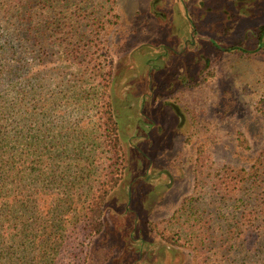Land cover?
<instances>
[{
  "label": "trees",
  "instance_id": "obj_1",
  "mask_svg": "<svg viewBox=\"0 0 264 264\" xmlns=\"http://www.w3.org/2000/svg\"><path fill=\"white\" fill-rule=\"evenodd\" d=\"M100 1L0 0V264H83L124 178L103 40L117 0ZM79 88L91 114L75 122L56 100ZM256 109L264 122V98ZM197 152L195 190L210 193L207 207L186 198L150 229L192 264H264V136L234 164L214 165L205 145Z\"/></svg>",
  "mask_w": 264,
  "mask_h": 264
},
{
  "label": "rangeland",
  "instance_id": "obj_2",
  "mask_svg": "<svg viewBox=\"0 0 264 264\" xmlns=\"http://www.w3.org/2000/svg\"><path fill=\"white\" fill-rule=\"evenodd\" d=\"M184 11L196 46L184 44ZM115 13L103 40L127 170L83 264H192L188 250L163 241L149 223L171 217L186 198H197V210L207 207L210 193L197 192L193 178L200 146L216 165L263 145L256 108L264 98V0H117ZM73 95H58L60 109L71 121L88 118L80 88Z\"/></svg>",
  "mask_w": 264,
  "mask_h": 264
},
{
  "label": "flooded vegetation",
  "instance_id": "obj_3",
  "mask_svg": "<svg viewBox=\"0 0 264 264\" xmlns=\"http://www.w3.org/2000/svg\"><path fill=\"white\" fill-rule=\"evenodd\" d=\"M179 1H183V0H179ZM183 17H184V22H186L187 26L189 27V35H190V38L187 39L186 41H184V44H187L188 46H196L194 44L196 42L197 35L194 32L193 23L191 21L192 19L189 17L187 11L186 12L184 11ZM174 21H177V20H174ZM177 31H179V29ZM258 41H259V44H261L264 40L263 39H259ZM211 43L216 47V43L214 41H211ZM197 48H198V46H197ZM221 50L225 51L226 49H221Z\"/></svg>",
  "mask_w": 264,
  "mask_h": 264
},
{
  "label": "water",
  "instance_id": "obj_4",
  "mask_svg": "<svg viewBox=\"0 0 264 264\" xmlns=\"http://www.w3.org/2000/svg\"><path fill=\"white\" fill-rule=\"evenodd\" d=\"M181 118V117H180Z\"/></svg>",
  "mask_w": 264,
  "mask_h": 264
}]
</instances>
